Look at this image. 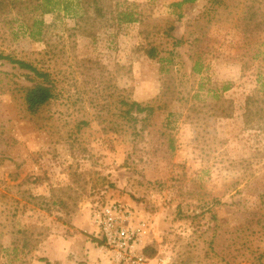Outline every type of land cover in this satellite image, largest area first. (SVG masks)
<instances>
[{"label": "rangeland", "instance_id": "obj_1", "mask_svg": "<svg viewBox=\"0 0 264 264\" xmlns=\"http://www.w3.org/2000/svg\"><path fill=\"white\" fill-rule=\"evenodd\" d=\"M177 1L119 0L142 14L151 39L168 30L189 38L155 60L137 50L146 43L140 25L119 28L112 10L96 38L80 35L63 11L42 16L41 41L9 33L6 53L50 71L61 94L38 124L0 92V264H133L118 261L99 233L114 204L140 223L144 264H264V133L242 118L264 78V20L242 41L235 8L229 21L221 12L208 24L200 18L209 1L199 0L178 22ZM35 7L24 13L39 17ZM196 37L201 47L190 52ZM202 51L209 68L196 74ZM0 72L30 86L17 65L1 61ZM228 83L222 96L234 111L223 118L209 91ZM123 97L155 107L137 134L118 119Z\"/></svg>", "mask_w": 264, "mask_h": 264}, {"label": "trees", "instance_id": "obj_2", "mask_svg": "<svg viewBox=\"0 0 264 264\" xmlns=\"http://www.w3.org/2000/svg\"><path fill=\"white\" fill-rule=\"evenodd\" d=\"M115 0H0V33L2 43L0 45V62L6 61L11 65H17L20 69L29 71L26 74V80L30 83V86H22L14 80V75L5 74L0 72V80L4 76L7 81L0 83V92L10 93L16 97L21 105L25 108L26 113L33 118L38 124L46 120H50L49 114L51 107L60 97L61 91L59 90V84L50 71L40 68L34 64L17 59L16 57L7 54L4 50L5 43L9 39V33L12 37L16 38L20 35L29 36L31 39H37L43 37V29L46 27V23L42 18L45 14L52 12L63 11L67 16H70L76 22V29L80 35L90 38H96L97 27L101 22L107 21V11L112 10V13L116 15V21L119 28L129 24H139L141 29L139 32L140 37L146 43L138 46L137 50L144 51L147 57L155 60L161 57L162 54L170 52L175 55L174 50L180 48L187 40L181 38H175L171 32L165 31L162 42L151 39L149 30L146 27V21L141 13L135 12L134 5H129V2H123L128 6H125L117 1L114 6ZM199 0H179L170 5L173 9L172 14L175 15L178 22L183 21L185 17L184 10L186 7L194 5ZM209 8L202 13L200 20L205 21L208 19V24L214 22H221L223 19V12L226 16V21L230 20V15L233 13V9H236L237 25L243 33L242 41H248L252 37L254 32H260L262 29V22L264 20V5L262 0H208ZM36 3V9L41 12L39 17L28 16L24 12L28 9L29 4ZM93 14V15H92ZM115 20V19H114ZM21 23V24H20ZM201 34V33H200ZM192 35V34H191ZM190 35V37H191ZM203 37V33L201 34ZM202 37H196L190 42L189 51H198L202 44ZM151 40V41H150ZM150 41V42H149ZM48 45H50L48 43ZM169 45L171 47H169ZM51 46V45H50ZM202 55L204 52L197 53L193 71L196 74L203 73L204 69L209 68L204 63L202 64ZM193 59V55L191 56ZM248 66L244 64L243 69L246 70ZM260 88L254 92L249 93L244 102L243 107V123L247 130L264 133V78L260 77ZM231 89V84H223V90L210 89L214 99H217V103L214 109L221 111L223 118H230L233 115L234 107L233 103L223 99V93ZM222 93V94H221ZM114 101V100H113ZM223 103L222 105H220ZM119 117L118 119L123 121L128 131L133 134L138 133L139 124L144 123L147 125L152 118L155 107L150 104H141L131 98H119ZM107 106H114V102L107 104ZM106 106V107H107ZM105 108V106H101ZM83 125H87L86 122H81ZM148 126V125H147ZM145 126V127H147ZM144 127V128H145ZM172 149L175 148L172 146ZM263 218V217H262ZM264 220V218H263ZM261 224L259 219L257 223ZM3 250V245L0 244V253Z\"/></svg>", "mask_w": 264, "mask_h": 264}, {"label": "built area", "instance_id": "obj_3", "mask_svg": "<svg viewBox=\"0 0 264 264\" xmlns=\"http://www.w3.org/2000/svg\"><path fill=\"white\" fill-rule=\"evenodd\" d=\"M99 228L104 246L118 261L144 264V258L136 253L142 230L130 208L120 204L109 206L102 212Z\"/></svg>", "mask_w": 264, "mask_h": 264}]
</instances>
